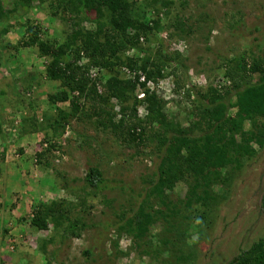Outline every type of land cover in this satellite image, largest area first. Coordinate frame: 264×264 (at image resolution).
Returning a JSON list of instances; mask_svg holds the SVG:
<instances>
[{
	"label": "rangeland",
	"instance_id": "1",
	"mask_svg": "<svg viewBox=\"0 0 264 264\" xmlns=\"http://www.w3.org/2000/svg\"><path fill=\"white\" fill-rule=\"evenodd\" d=\"M149 2L164 5L160 11L163 50L185 66L174 71L175 63L171 62L164 73L175 74L159 80L156 92L167 100L168 117L188 126L193 118L186 111L194 104L192 98H183L187 86L201 95L210 86L219 89L226 83L223 61L241 53L249 58L264 55V0ZM135 3L138 8L148 2ZM4 8H11V3H4ZM25 17L41 27L46 39H59L66 30L62 21L48 17L46 7ZM24 18L18 20L11 14L2 20L14 26L4 37L6 42H18L23 28L17 23ZM177 24L185 31L181 37L177 36ZM8 53L3 51L0 60V138L8 146L1 165L6 175L0 182V264H227L264 234V146H254L252 157L243 159L238 169L228 170V183L213 188L214 199H209L207 207L199 203L187 207L183 183L165 193L164 199L180 209V215H168V221L189 228L184 243L174 238L155 253L154 240L155 246H149L152 254L145 253V241L151 236L172 235L162 230L163 224L156 223L135 247L126 233L119 232L124 225L120 217L126 219L134 213L141 196L148 192L147 180L156 178V140L150 138L162 129L156 124L147 126L148 140L135 148H127L110 133L76 119H67L63 130L49 127L20 137L21 130H32L33 116L48 126L57 118L56 106L68 111V103L55 107L47 103V93L58 83L44 78L45 59L36 49ZM15 55L17 59L11 63ZM176 78L180 83L185 81L182 91H174ZM31 80L29 97L34 100L29 105L25 91ZM13 84L23 97L13 94L15 87H9ZM138 95L142 96L141 91ZM107 107L118 110L120 103L111 99ZM235 111L233 108L230 113ZM244 128L249 129L250 123L245 122ZM20 148L23 155L17 152ZM38 152L45 153L43 161L49 162V168L35 162ZM90 167L100 170L107 181L105 187L94 190L86 186L84 177ZM154 206L167 210L159 204ZM50 207L54 213L48 217L44 214L46 230L33 227V212L46 213ZM68 223L74 225V235L66 234Z\"/></svg>",
	"mask_w": 264,
	"mask_h": 264
},
{
	"label": "trees",
	"instance_id": "2",
	"mask_svg": "<svg viewBox=\"0 0 264 264\" xmlns=\"http://www.w3.org/2000/svg\"><path fill=\"white\" fill-rule=\"evenodd\" d=\"M146 1L143 7L136 8V0H0V60L6 50L8 54H20L26 49H36L38 56L45 59L44 78L58 83L57 88L47 93V103L54 107L68 103V111L56 106L57 118L48 126H43L33 116L32 130H21L20 137L49 127L63 130L67 119H76L110 133L127 148H135L148 140L145 139L147 126L156 124L162 129L150 138L156 140L153 151L159 161L156 178L147 180L148 192L141 196L131 216L120 217L124 225L118 230L126 233L137 247L140 240L148 236L152 225L163 224L162 230L172 235L147 239L143 251L152 254L149 246H155L152 245L154 240L157 245L154 252L160 253L161 244L169 245L174 238L184 243L190 234L187 226L182 228L180 223L168 221V215H180V209L164 199L166 192L183 183L186 186L184 204L190 207L199 203L207 207L209 199H214L213 188H222L228 183V170L238 169L243 159L252 157L256 152L254 146H264V55L249 58L241 53L223 61L224 82L229 86L225 87L226 83L219 89L210 86L202 95L187 86L183 98H192L194 107L186 113L193 119L188 126H183L168 117L167 100L156 92V87L159 80L175 74L164 73L171 62L175 63L174 71L185 66L163 50L160 11L164 5L157 7L155 2ZM8 2L11 8L6 9L4 3ZM45 7L50 19H58L65 25L66 30L59 39L43 38L41 27L24 18ZM11 14L17 15L18 20L24 18L17 23L23 32L16 44L4 38L14 26L2 20ZM175 27L178 29L181 25ZM177 31V36L185 34L183 28ZM153 44H156L155 49ZM16 59L17 55L11 63ZM90 70H95L96 75L91 77ZM150 84L155 87L151 88ZM181 85L184 86L185 81L180 83L176 78L174 91H182ZM13 86V94L23 97L14 84L9 87ZM31 87L32 80L25 91L28 97ZM111 99L120 103L118 110L107 107ZM32 100L34 98L29 97V105ZM233 108L236 111L231 114ZM245 122L250 123L249 129L244 128ZM7 148L5 140L0 138V177ZM17 152L23 155L22 148ZM44 154L38 152L34 157L38 165L47 169L50 165L43 161ZM84 182L94 190L107 184L95 167L88 169ZM157 204L165 207L166 212L154 206ZM51 213H54L51 207L46 213L34 211L30 224L38 230H46L45 220ZM188 214L189 211L183 219ZM73 231L74 225L68 223L66 234L74 235ZM227 264H264V234L241 249Z\"/></svg>",
	"mask_w": 264,
	"mask_h": 264
},
{
	"label": "built area",
	"instance_id": "3",
	"mask_svg": "<svg viewBox=\"0 0 264 264\" xmlns=\"http://www.w3.org/2000/svg\"><path fill=\"white\" fill-rule=\"evenodd\" d=\"M90 75H91V77L95 76V75H96L95 70H90ZM127 75H128V74H127Z\"/></svg>",
	"mask_w": 264,
	"mask_h": 264
},
{
	"label": "crops",
	"instance_id": "4",
	"mask_svg": "<svg viewBox=\"0 0 264 264\" xmlns=\"http://www.w3.org/2000/svg\"><path fill=\"white\" fill-rule=\"evenodd\" d=\"M4 174H5V172L1 171L0 182H1L2 179H4ZM5 175H6V174H5Z\"/></svg>",
	"mask_w": 264,
	"mask_h": 264
}]
</instances>
